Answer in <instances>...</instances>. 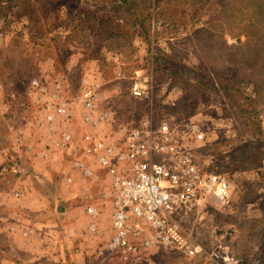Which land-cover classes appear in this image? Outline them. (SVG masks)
<instances>
[{"label":"rangeland","instance_id":"rangeland-1","mask_svg":"<svg viewBox=\"0 0 264 264\" xmlns=\"http://www.w3.org/2000/svg\"><path fill=\"white\" fill-rule=\"evenodd\" d=\"M142 78L147 98L134 99ZM35 79L74 98L83 80L97 84L108 100L95 112L109 103L121 122L168 118L204 133L200 162L229 180L231 203L182 223L196 257L154 248L139 264H219L221 249L264 264V0H0V264H121L93 254L109 236V199L92 235L81 178L63 188L40 160L30 173L11 160L18 131L38 129Z\"/></svg>","mask_w":264,"mask_h":264},{"label":"built area","instance_id":"built-area-1","mask_svg":"<svg viewBox=\"0 0 264 264\" xmlns=\"http://www.w3.org/2000/svg\"><path fill=\"white\" fill-rule=\"evenodd\" d=\"M30 84L43 101L37 128L55 135V124L77 121L85 130L80 141L66 130L59 133L61 147L82 149L81 157L73 159L68 172L59 176L63 185L70 186L72 170L95 185L83 195L87 228L92 233L97 232L99 202H111L110 233L95 247V258L139 264L149 260L154 248L196 257L202 248L186 235L182 223L192 213L228 207L232 195L229 180L200 162L205 141L200 128L191 122L177 127L168 118L152 116L121 122L119 111L109 103L95 112L97 103L107 102L108 96L85 80L75 98L66 96L60 84L48 93L39 80ZM147 91V78L134 80L128 90L140 100L147 98ZM22 132L18 131V143L25 138ZM42 156L46 159L49 154L46 151ZM215 258L219 264H235L223 249Z\"/></svg>","mask_w":264,"mask_h":264},{"label":"crops","instance_id":"crops-1","mask_svg":"<svg viewBox=\"0 0 264 264\" xmlns=\"http://www.w3.org/2000/svg\"><path fill=\"white\" fill-rule=\"evenodd\" d=\"M76 124H79V123H77V121H73L71 123L55 124L56 131H57V133L55 135L48 134L44 129L38 128V129L32 130L31 133H33L34 136H32L30 139L23 138L22 142L19 144H17L18 142L16 143L15 141L11 142V160H19L20 164L22 166H25V167H23L25 173H27V172L30 173L28 171V168L26 167L30 164V163H28L29 161L34 160V162H35V160H40L43 163L45 170L53 169V172H56V174H55L56 176L53 180H55L57 182L59 181L58 183H62V178H60L59 175H63L64 172H68L70 162L73 159H77V158L81 157L80 152L82 149L78 148L76 150V149H74V147H75L74 145L68 146V147H61L60 146V135H59V133H61L63 130H66V131L70 132L72 135H74V137L76 135V137H78L77 139L80 141L81 140L80 138L85 134V132H84L85 130L80 124L76 128ZM37 133L43 134L42 138L39 141L37 138ZM80 133H81V135H80ZM52 140H56L57 144L56 145L52 144V142H51ZM46 151L48 152L49 157L45 159V158H43L42 154ZM57 175L59 178L57 177ZM40 177L42 178L43 181H45V179H43L42 176H40ZM78 177L79 176H74V181L70 186L77 184L76 179ZM82 180L86 183V185L84 186V188H85L84 189L85 192L83 193V195H84L90 191V189H91L90 187H93L94 184L90 185L91 180H85V179H82ZM92 182H94V181L92 180ZM63 186H64L63 188H65V185H63ZM57 194H58V192H56V195ZM86 204H87V202H86ZM85 205H84V207H85ZM86 229L88 230L87 225H86ZM88 232L92 233L89 230H88ZM94 233H92V235ZM109 233H110V228H109ZM153 250L150 254V259L151 258L152 259L158 258L157 255L161 251V250L160 251H157V250L153 251ZM162 252H164V251H162ZM93 254H94V251H93Z\"/></svg>","mask_w":264,"mask_h":264},{"label":"trees","instance_id":"trees-1","mask_svg":"<svg viewBox=\"0 0 264 264\" xmlns=\"http://www.w3.org/2000/svg\"><path fill=\"white\" fill-rule=\"evenodd\" d=\"M258 8L260 9V8H261V6L259 5V6H258Z\"/></svg>","mask_w":264,"mask_h":264}]
</instances>
